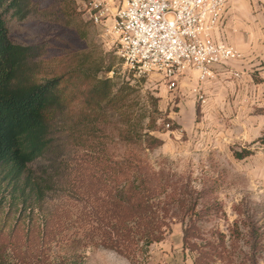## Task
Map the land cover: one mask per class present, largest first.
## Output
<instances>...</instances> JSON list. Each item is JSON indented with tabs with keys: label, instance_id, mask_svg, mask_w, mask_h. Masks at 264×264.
Segmentation results:
<instances>
[{
	"label": "trees",
	"instance_id": "trees-1",
	"mask_svg": "<svg viewBox=\"0 0 264 264\" xmlns=\"http://www.w3.org/2000/svg\"><path fill=\"white\" fill-rule=\"evenodd\" d=\"M43 12L34 0H0V264H77L52 260L67 221L45 214L49 193L68 182L62 158L73 147L89 152L85 164L96 174L92 190L83 192L94 200L78 222L96 236L93 246L135 261L140 248L147 251L165 238L175 215L195 221L200 192L171 187L144 157L163 144L153 135L156 121L146 124L151 114L134 111L128 82L99 76L111 66L94 63L89 52L55 63L43 57L42 45L12 38L10 20L27 21ZM59 14L68 23L78 21L76 1L63 0ZM112 141L123 146L121 155L111 152ZM258 142L264 146V134ZM232 150L237 159L253 154ZM47 156L51 166L35 170Z\"/></svg>",
	"mask_w": 264,
	"mask_h": 264
},
{
	"label": "rangeland",
	"instance_id": "rangeland-1",
	"mask_svg": "<svg viewBox=\"0 0 264 264\" xmlns=\"http://www.w3.org/2000/svg\"><path fill=\"white\" fill-rule=\"evenodd\" d=\"M34 1L45 13L27 21L10 20L12 38L22 44L42 45L43 57L56 60L55 63L66 55L89 52L94 63L102 68L111 66V72L106 74L102 70L99 76L114 78L116 83L128 82L134 88V111L151 114L146 124L150 119L156 121L153 135L163 144L147 150L144 157L155 171L164 173V180L171 187L188 186L201 195L195 221L188 218L181 221L182 213L175 215L177 220L165 238L153 243L147 251L140 248L135 261L96 248L93 246L96 236H92L87 224L78 222L86 203L94 200L83 192L92 190L96 174L85 164L89 152L73 147L62 158L67 166L63 175L68 182L62 189L49 193L47 201L45 214L56 222L67 221L64 234L51 251L52 260L66 259L77 264H163L177 260L188 264H264V146L258 139L245 145L253 151L252 155L237 159L232 148L245 149L241 145L208 150L193 141L187 143L185 132L175 138L173 132L181 127L177 124V102L170 91L164 92L168 82L158 69L148 77H139L130 70L119 56L117 44L104 34L103 28L83 19L79 10L83 0H75L78 21L73 23L59 14L63 0ZM46 11L54 13L49 15ZM166 17L173 20L176 14L170 11ZM109 144L115 155L124 152L122 145L113 141ZM48 159L50 156L35 163L34 169L46 170L51 166ZM80 165L84 167L82 170ZM23 230L18 229L17 234L23 236Z\"/></svg>",
	"mask_w": 264,
	"mask_h": 264
},
{
	"label": "crops",
	"instance_id": "crops-1",
	"mask_svg": "<svg viewBox=\"0 0 264 264\" xmlns=\"http://www.w3.org/2000/svg\"><path fill=\"white\" fill-rule=\"evenodd\" d=\"M214 38L239 56L215 65L213 75L203 80L192 67L180 75L178 88L170 91L181 126L173 133L179 139L185 132L187 143L202 149L245 148L264 134V0H228ZM164 92L169 93L168 85Z\"/></svg>",
	"mask_w": 264,
	"mask_h": 264
},
{
	"label": "built area",
	"instance_id": "built-area-1",
	"mask_svg": "<svg viewBox=\"0 0 264 264\" xmlns=\"http://www.w3.org/2000/svg\"><path fill=\"white\" fill-rule=\"evenodd\" d=\"M228 0H83V19L103 28L126 66L139 77L158 69L169 91L190 67L201 80L239 53L214 38ZM175 12L173 20L167 14ZM237 75V74H236ZM201 103L205 98L198 96ZM170 129V124H167Z\"/></svg>",
	"mask_w": 264,
	"mask_h": 264
}]
</instances>
